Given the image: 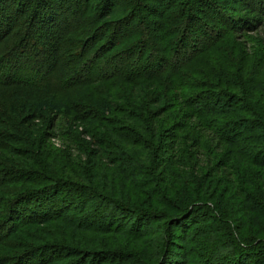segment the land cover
I'll return each instance as SVG.
<instances>
[{"label": "trees", "instance_id": "16d2710c", "mask_svg": "<svg viewBox=\"0 0 264 264\" xmlns=\"http://www.w3.org/2000/svg\"><path fill=\"white\" fill-rule=\"evenodd\" d=\"M50 1L0 0V264H264V0Z\"/></svg>", "mask_w": 264, "mask_h": 264}, {"label": "rangeland", "instance_id": "374dc122", "mask_svg": "<svg viewBox=\"0 0 264 264\" xmlns=\"http://www.w3.org/2000/svg\"><path fill=\"white\" fill-rule=\"evenodd\" d=\"M47 1L49 4V0H47ZM70 1H72V0H70ZM75 1H77V0H73V2H75ZM182 2L185 3V2H187V0H182ZM191 2L192 3H190V4H191V6H193L192 8H194L193 9L194 14L192 13L191 15L194 16L196 20H199L200 22L206 24L209 28H211L215 31L223 29L225 24L230 23L229 20L225 21V19H222V20L219 19L220 15L223 18L233 17L234 19L235 18L240 19L242 17L247 16L246 14H244V11H243V7H244L243 2L241 3V5H239V7H236V8H235V5H237V4H236L235 0H192ZM50 3H52V6H54L56 8V10L59 12V13L57 12L59 19H63V18L65 19V17H67L69 15V13H70L69 8L70 7H68V5H66V4H64V2L62 3V1L57 2L56 0H52V1H50ZM79 3H81L82 5L86 4V0H80ZM95 3H97V0H94V3H93L94 6L93 7H95V5H96ZM147 3L150 4V2H147ZM71 4H73V3H71ZM178 5L181 6V3H178ZM149 7L154 8L155 10H153V11L158 12V13H156L157 15L152 13L153 11L142 12L140 14L141 18L142 19L148 18L147 21H149V22L152 21V22L156 23V25H157V23H160L159 21L162 22L163 18L161 19L160 17H158V15H159V13L163 7H160L158 3L150 4ZM8 15H9V17H11L10 19L15 18L14 16L12 17V15L9 14V12H8ZM19 15H20V13H19ZM135 24L137 25V24H139V22L136 21ZM199 29L200 28L198 27L197 30L195 29V30L190 31V37L192 39L187 43V49H184L183 52L187 53L188 48H191L195 44L196 39H198L199 36L201 35V30H199ZM145 30L150 35H153L155 33V28L152 27V24L151 25L147 24L145 27ZM250 35L254 39L258 38V37H262L260 35V33L250 34ZM245 37H247V34H245L244 31H239L234 36L233 39H234V41H237V43L246 44V38ZM262 38H264V37H262ZM23 62L24 63L29 62L28 66H26L27 64H24V66H25L24 68H29L31 65H33V62L29 61L28 59H23ZM33 72H35V74L37 75L36 71L29 72V73H27V75H29V76L35 75ZM165 118L168 119V117H165ZM168 128L169 127L165 128V129H168ZM109 241L107 243H108V245H110V248H108V250L110 251L111 248L113 247L111 245H115L116 243L113 244V243H110Z\"/></svg>", "mask_w": 264, "mask_h": 264}]
</instances>
